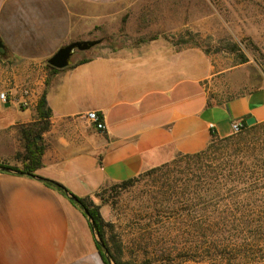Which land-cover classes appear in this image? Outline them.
<instances>
[{
    "label": "crops",
    "instance_id": "1",
    "mask_svg": "<svg viewBox=\"0 0 264 264\" xmlns=\"http://www.w3.org/2000/svg\"><path fill=\"white\" fill-rule=\"evenodd\" d=\"M132 1L0 0V93L15 100L0 102V163L18 167L0 171V264H104L72 196L91 199L106 185L200 154L230 137L233 122H264V87L210 104L200 56L161 38L49 71L48 60L72 42L130 31L123 17ZM23 90L27 107L19 105ZM44 92L41 165L24 174L18 155ZM91 111L103 131L86 120Z\"/></svg>",
    "mask_w": 264,
    "mask_h": 264
},
{
    "label": "rangeland",
    "instance_id": "2",
    "mask_svg": "<svg viewBox=\"0 0 264 264\" xmlns=\"http://www.w3.org/2000/svg\"><path fill=\"white\" fill-rule=\"evenodd\" d=\"M123 20H129L130 31L123 26L105 31L89 40L98 42L92 49L75 51L70 63L161 38L187 55L200 56L210 104L264 87V0H133ZM44 127L26 128L36 132L43 147ZM263 149L261 124L226 141L215 140L200 160L176 157L163 170H146L129 183L106 185L86 203L98 206L104 243L122 264H216L217 254L232 253L242 260L237 264H264V250L202 248L203 232L195 225L216 220L218 211L234 219L254 209V217H264V196L239 198L237 182L261 164ZM211 232L205 233L209 240Z\"/></svg>",
    "mask_w": 264,
    "mask_h": 264
},
{
    "label": "trees",
    "instance_id": "3",
    "mask_svg": "<svg viewBox=\"0 0 264 264\" xmlns=\"http://www.w3.org/2000/svg\"><path fill=\"white\" fill-rule=\"evenodd\" d=\"M0 51H3V46L0 43ZM90 59H82L78 63H85L89 61ZM47 67L50 69L51 72H56L57 69L50 67L47 65ZM36 112L39 119L38 125L44 123V128H42L41 131L46 130L48 118H49V109L47 107L46 103V95L45 92L42 94L40 99L38 100L37 106H36ZM264 124H256L252 125L250 127H246L245 129H251L255 130V128L258 125ZM25 145H24V152L23 154H19L18 157L20 161L22 162V170L21 172L24 174H32L34 170H36L41 165V155L44 151V147L41 145V141H38L36 139V132H30L28 130H25ZM229 138V137H228ZM228 138L223 139L221 141H226ZM215 140L212 141V143ZM210 144V146L212 145ZM208 146V148L210 147ZM207 148V149H208ZM206 149V150H207ZM205 151H203L200 154H196L193 156H177V157H184L187 159L192 160H200L203 155L205 154ZM259 159H262L260 162L261 164H254L252 172L250 171L249 177L245 176L243 181H237L238 185H240V191H239V198L244 197V199H252L256 197H262L264 196V149L261 152ZM169 164L163 165L159 168L152 169L151 172L155 173L156 171L163 170L167 168ZM17 171L15 168H12L8 166L7 164H0V171ZM134 179V178H133ZM119 183V184H126L129 183L131 180ZM53 187H55L58 191L65 193L66 190L57 184H52ZM71 198L75 199L72 200V203L82 211H86V217L89 220L90 227L92 228V231L97 233L100 240L105 245L106 249L107 246L104 243V235H103V227L104 222L102 220V217L99 213L98 206H94L92 203L87 204L86 201L88 199H79L74 196ZM256 210H250L246 212H242L247 214L246 217L240 216V218H232L230 219L226 214V217H222L225 211L217 212L219 213L216 220L213 221H197L195 223L196 227L199 229V231L203 232V235L201 236L202 243L201 247H206V250H264V217H254V213H256ZM211 229L212 238L209 240L206 236V231ZM97 249L102 257V260L104 264H110L107 257L102 253V247L99 242L96 241ZM201 250V249H200ZM205 250V249H202ZM110 252V250L108 249ZM110 255L114 259V264H122L119 260H117L113 254ZM218 256H215L214 262L216 264H237L242 262L241 258L238 257L235 253H232L227 256H219L220 254H217ZM262 264V263H261Z\"/></svg>",
    "mask_w": 264,
    "mask_h": 264
},
{
    "label": "water",
    "instance_id": "4",
    "mask_svg": "<svg viewBox=\"0 0 264 264\" xmlns=\"http://www.w3.org/2000/svg\"><path fill=\"white\" fill-rule=\"evenodd\" d=\"M98 44L97 41H80L72 42L61 49H59L47 62V64L57 70L64 69L70 65V60L75 51L85 52L92 49ZM254 123L253 119H248L247 124L252 125ZM72 200H75L71 198ZM86 216V211H84Z\"/></svg>",
    "mask_w": 264,
    "mask_h": 264
},
{
    "label": "built area",
    "instance_id": "5",
    "mask_svg": "<svg viewBox=\"0 0 264 264\" xmlns=\"http://www.w3.org/2000/svg\"><path fill=\"white\" fill-rule=\"evenodd\" d=\"M21 95H22V98L19 102V105L23 106V107H27L28 106V100L26 97L28 96V92L26 90H23ZM12 101H15V100L11 99L8 93H6V92L0 93V102L1 103L6 104V103H11ZM85 118L92 126H94V128L96 130H98L100 132L104 130V128H105L104 123L102 122V120L100 119V117L98 116V114L96 112H94V111L88 112L85 115ZM244 130H245V126H244V124H242L240 122H233L231 124V135H238Z\"/></svg>",
    "mask_w": 264,
    "mask_h": 264
}]
</instances>
